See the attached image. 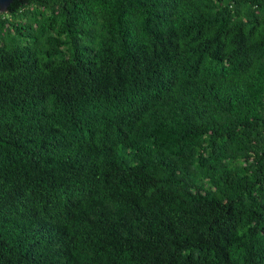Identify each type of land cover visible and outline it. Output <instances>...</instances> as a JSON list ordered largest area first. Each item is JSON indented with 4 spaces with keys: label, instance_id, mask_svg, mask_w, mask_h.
<instances>
[{
    "label": "trees",
    "instance_id": "1",
    "mask_svg": "<svg viewBox=\"0 0 264 264\" xmlns=\"http://www.w3.org/2000/svg\"><path fill=\"white\" fill-rule=\"evenodd\" d=\"M0 264H264V0L0 12Z\"/></svg>",
    "mask_w": 264,
    "mask_h": 264
},
{
    "label": "water",
    "instance_id": "2",
    "mask_svg": "<svg viewBox=\"0 0 264 264\" xmlns=\"http://www.w3.org/2000/svg\"><path fill=\"white\" fill-rule=\"evenodd\" d=\"M13 0H0V12L5 13Z\"/></svg>",
    "mask_w": 264,
    "mask_h": 264
}]
</instances>
